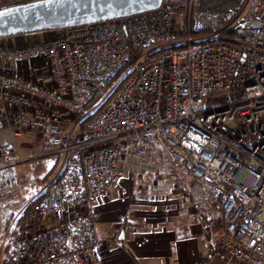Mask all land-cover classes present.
<instances>
[{"label": "built area", "instance_id": "1", "mask_svg": "<svg viewBox=\"0 0 264 264\" xmlns=\"http://www.w3.org/2000/svg\"><path fill=\"white\" fill-rule=\"evenodd\" d=\"M54 30L0 46V234L18 214L28 231L0 264H101L93 202L126 164L150 169L157 143L189 176L190 204L219 211L218 260L202 264H264V0L228 22L186 0ZM33 57L49 85L9 71ZM119 68L122 85L87 111ZM42 158L60 166L25 200L16 167Z\"/></svg>", "mask_w": 264, "mask_h": 264}, {"label": "crops", "instance_id": "2", "mask_svg": "<svg viewBox=\"0 0 264 264\" xmlns=\"http://www.w3.org/2000/svg\"><path fill=\"white\" fill-rule=\"evenodd\" d=\"M54 32L49 29L13 34L0 38V46L28 43ZM27 65L26 60L16 62L9 71L37 83H51L46 66L47 72L34 76L27 72ZM24 139L17 143L20 150L31 149L30 141ZM157 144L150 169L126 164L118 182L93 202L99 236L96 255L101 264H202L206 258L207 245L217 231L219 211L213 208L200 212L190 204L189 176L184 179L181 174L185 173Z\"/></svg>", "mask_w": 264, "mask_h": 264}, {"label": "water", "instance_id": "3", "mask_svg": "<svg viewBox=\"0 0 264 264\" xmlns=\"http://www.w3.org/2000/svg\"><path fill=\"white\" fill-rule=\"evenodd\" d=\"M163 0H30L0 9V37L137 14Z\"/></svg>", "mask_w": 264, "mask_h": 264}, {"label": "rangeland", "instance_id": "4", "mask_svg": "<svg viewBox=\"0 0 264 264\" xmlns=\"http://www.w3.org/2000/svg\"><path fill=\"white\" fill-rule=\"evenodd\" d=\"M23 0H10V3L13 2H22ZM59 29V28H58ZM45 30H49V29H45ZM10 36V35H7ZM2 37H6V36H2ZM0 37V38H2ZM153 47L156 46H161V44L158 43H154L152 45ZM35 58V57H33ZM28 65H27V72L30 73L31 75H37L38 74H43V72H47V69L45 68V66L41 65H37V61L35 58L34 62H30L29 59H26ZM43 71V72H42ZM231 95V92L226 91L221 93L220 97H229ZM25 140L24 138H17V143L19 144L21 141ZM158 144H156V147ZM21 150L23 152H26V149H22ZM158 159V156H156V160ZM40 163H41V167L37 168L35 167L32 162H28L27 165H25V167L22 166H17L16 167V172L17 175L22 183V194H21V198L25 199V200H30L33 195L35 194V192L48 180L49 176L45 179H43L42 174L48 172L49 174L55 172L61 163V158L58 159H50V158H42L40 159ZM179 168V167H178ZM181 170V168H180ZM181 176L184 179H188L187 174H181ZM20 218V215H15L11 218V221L8 223L6 230L3 232V235L1 236L0 239V254L2 251V246L8 242L11 243L15 240H17L19 237L24 236L25 234L28 233L27 230H25L26 227V223L23 222V219H21V221L19 222V224L15 225L16 220H18ZM21 227H23L21 229ZM38 229L43 228L44 226H42V223H39V226L37 225ZM21 229V230H20ZM15 230L12 234L11 231ZM216 260H218V256L215 253V251L213 252V254L209 255V260H207V263H213Z\"/></svg>", "mask_w": 264, "mask_h": 264}, {"label": "trees", "instance_id": "5", "mask_svg": "<svg viewBox=\"0 0 264 264\" xmlns=\"http://www.w3.org/2000/svg\"><path fill=\"white\" fill-rule=\"evenodd\" d=\"M30 0H23L22 2H28ZM186 0H163L162 3L164 5L171 6L173 8H181ZM247 0H200V7L202 9L206 10H212L216 11L220 19H222L225 22L230 21L238 12H240ZM10 0H0V9L7 7L11 5ZM177 46L171 45L169 47L160 48L159 50L164 49H171L176 48ZM179 47V46H178ZM122 73V68L117 69L114 76L112 77V80L109 82V84L99 93L97 94L89 103L86 105V110L89 111L90 109L94 108L95 105L99 104L100 106L104 104L108 99H110L113 94L119 89V87L122 85L124 79H119L120 75ZM89 117V115H86V118ZM50 174L48 172L42 174L41 177L43 179L47 178ZM23 219V216L20 215V218L16 220L15 225L19 224V222ZM10 222V221H9ZM8 222V223H9ZM6 224L3 232L6 230L7 225ZM15 230L11 231V234ZM3 233L0 234V239ZM8 242H6L2 247L6 248ZM214 248H213V242H210L207 245V254L206 258L204 257L201 260V263H205L207 260H209V255L213 254Z\"/></svg>", "mask_w": 264, "mask_h": 264}, {"label": "snow or ice", "instance_id": "6", "mask_svg": "<svg viewBox=\"0 0 264 264\" xmlns=\"http://www.w3.org/2000/svg\"><path fill=\"white\" fill-rule=\"evenodd\" d=\"M136 2L138 3V2H139V0H136Z\"/></svg>", "mask_w": 264, "mask_h": 264}]
</instances>
